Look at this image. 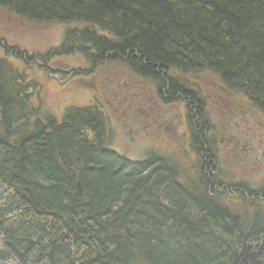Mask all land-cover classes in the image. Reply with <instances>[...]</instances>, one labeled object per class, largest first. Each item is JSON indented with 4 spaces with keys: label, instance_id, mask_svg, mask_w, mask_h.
<instances>
[{
    "label": "trees",
    "instance_id": "trees-1",
    "mask_svg": "<svg viewBox=\"0 0 264 264\" xmlns=\"http://www.w3.org/2000/svg\"><path fill=\"white\" fill-rule=\"evenodd\" d=\"M0 9L83 27L65 33V55L92 36L94 60L127 54L126 66L153 81L208 71L264 109V0H0ZM21 96L0 82V264H264L258 220L244 230L162 157L109 151L93 108L15 126Z\"/></svg>",
    "mask_w": 264,
    "mask_h": 264
},
{
    "label": "rangeland",
    "instance_id": "rangeland-1",
    "mask_svg": "<svg viewBox=\"0 0 264 264\" xmlns=\"http://www.w3.org/2000/svg\"><path fill=\"white\" fill-rule=\"evenodd\" d=\"M75 28L81 29L83 27L65 24H29L17 18L9 11L0 9V61L4 62L1 65H5L6 77L8 82L12 83L8 87L10 89L12 88L13 93H20L22 95L17 99V103L20 104V107L24 105L23 112L26 115L15 126L24 129L26 128L24 122H27L26 125L30 126V128L38 127L35 125L36 122H38L39 127L45 126L48 121L57 124L63 120L64 116L72 108L78 111L83 108H93L97 113L102 112L101 118L99 119L104 123V141L109 151L116 152L121 156L136 161L149 158L150 156H154L155 158L162 157L165 159L167 165L177 171L180 181L184 179L187 181L184 184L188 188L198 190L194 189L191 185L197 182L202 176L197 164V162H200V159L194 158V155L191 153V132L187 126L189 120L187 119V114H181L182 112H187V110L179 102L173 106L175 108L174 112L177 115L169 114L168 119L165 121V124L167 126L169 125V127L163 133L161 131L159 132V130L153 131L148 127L136 129L122 128L121 122L112 117L111 111L108 108L112 101L111 92L114 90V87L120 86L124 79L127 80V75L123 74L121 77L124 78L117 79L113 77V74L108 75L105 71L112 65L119 67L121 73L130 72L126 66L128 62L127 58L120 63L119 60L115 59L116 57L114 56L117 55L114 52H108L104 54V58L94 60V56H92L94 48L90 45L92 36H87L88 43L90 44H83L86 53L66 54L58 59L52 57L50 63H44V56L52 50L60 49L61 43L64 41L65 33L73 29L75 30ZM89 28L92 29L91 32L93 31L92 33L95 35L99 34L107 37V41L112 39L99 28ZM77 42L74 46L79 43L81 44L78 40ZM92 61L98 67L95 71L96 75L93 85L87 88L81 86L80 83H74V80H77L78 77H81L86 82L89 81L90 72L92 71L89 68V63H92ZM59 63L70 66L72 69H63ZM159 75L163 77L164 81H167L164 73L161 72ZM168 76L175 83L181 81L192 84L195 80L199 85L198 91L204 95L210 93L212 96L211 89L214 86L217 89L219 87L217 82L219 78L213 73L190 72V75L168 73ZM66 77L67 79H64ZM14 78H18L22 83L13 82L12 80ZM159 79L161 80L162 78ZM104 84L107 86L103 88L102 86ZM233 98L237 101L231 100V103L225 102L223 109L234 110L229 117H233L236 120L239 107L241 106L243 109H248L249 107L245 101L241 102L239 96L233 95ZM206 99L210 105L207 108V112L205 111V118H212V120L207 119L209 128L213 129L214 132H211L209 129H206L207 131L204 132L202 131V139L209 137L213 144L214 135L220 137L221 134L214 114V111H216L214 107H217L218 104L216 101L212 104L209 97H206ZM211 106L213 108H210ZM26 112L30 113V116ZM257 116L264 117V114L259 113ZM186 120L188 121L186 122ZM162 128L165 127H161L160 129ZM238 171L244 176L249 174L247 172L248 168L244 167L242 163H239ZM250 175L251 177L247 179L252 181L256 185V188H259L260 184H262L263 174L258 175L250 172ZM213 196L217 199L215 195ZM236 202H233L229 207V209H233V212H236ZM229 215L234 217L232 213ZM250 223H252V220H250ZM259 227L264 228V226Z\"/></svg>",
    "mask_w": 264,
    "mask_h": 264
},
{
    "label": "flooded vegetation",
    "instance_id": "flooded-vegetation-1",
    "mask_svg": "<svg viewBox=\"0 0 264 264\" xmlns=\"http://www.w3.org/2000/svg\"><path fill=\"white\" fill-rule=\"evenodd\" d=\"M59 65L63 69H72L69 66ZM129 70L128 73H121L118 72V69H114L113 77L121 79L124 78L121 76L126 74L127 80L124 79L121 85L114 87L111 92L112 101L108 108L112 117L121 122L122 128L148 127L153 131L159 130L163 133L169 127L165 124L169 114L177 115L173 106L179 102L187 110L181 114H187L189 120L186 122L188 121L187 126L191 132V153L194 158L200 159V162H197L202 175L199 178V185L202 188H207L209 194L215 195L224 210L228 214H234L244 230H252L257 220L264 226V117L257 116L259 113L264 114V109L254 105L242 92L232 90L218 76L219 87L217 89L214 86L211 89L212 97L210 93L201 94L195 80L192 84L181 81L175 83L173 79L164 81L160 76L162 78L160 81H153L148 77L138 76L130 68ZM95 71L90 72L89 81L86 82L78 77L74 83H80L81 86L89 88L94 83ZM201 72L209 74L208 71ZM105 86L107 85L104 84L102 87ZM233 95L239 96L241 102L245 101L249 107L243 109L238 104L240 107L239 110L237 109L236 120L229 117L234 110L223 109L225 102L237 101L234 100ZM206 97L210 98L212 104L214 101L218 104L217 107H214L216 110L214 114L221 134L220 137L214 135L213 144L209 137H207L209 140L202 139V131L209 129L214 132L209 128L207 119L212 120V118H205V113L210 105ZM100 114L102 115V112ZM161 127L165 128L160 129ZM239 163L248 168V175L244 176L238 171ZM250 172L258 175L263 174L262 184L259 188H256V185L247 179L251 177ZM233 202H236V212L229 209Z\"/></svg>",
    "mask_w": 264,
    "mask_h": 264
},
{
    "label": "bare ground",
    "instance_id": "bare-ground-1",
    "mask_svg": "<svg viewBox=\"0 0 264 264\" xmlns=\"http://www.w3.org/2000/svg\"><path fill=\"white\" fill-rule=\"evenodd\" d=\"M25 22V21H24ZM26 23H28V22H26ZM30 24V23H29ZM34 24V23H33ZM36 25H38V24H36ZM64 41H65V37H64ZM64 41L61 43V47H62V45H63V43H64ZM67 46H69V45H67ZM70 47V49H71V51H72V54H77L78 52H84V53H86V51L83 49L82 51L80 50H78L77 49V47H78V45H76V46H69ZM62 48H60V49H56V50H52V51H50L49 53H47L45 56H44V58H45V60H44V63L45 64H48V63H50L51 61H52V57H56L57 59L58 58H62L63 56H65V54H64V52H62ZM67 54V53H66ZM68 55H70V54H68ZM118 57L116 58V60H119V62L121 63V62H123L127 57H128V55L126 54H122V55H117ZM56 63H58V62H56ZM125 63H126V61H125ZM60 64V63H59ZM94 64H96V63H94V61H92V63H89V68L93 71V70H96L98 67L97 66H95ZM2 66V67H1ZM5 66H3V65H1V63H0V82L1 83H3V85H5L6 87H7V89H8V86H11V82H8V79H7V77H6V71H5V68H4ZM70 67V66H69ZM115 66H112L111 65V67L110 68H108V69H106V71L105 72H107V74L108 75H111V74H113L114 73V69L115 70H117L118 69V72H121V70H120V68L119 67H115ZM71 68V67H70ZM110 73V74H109ZM13 82H15V83H22V81H20L18 78H14L13 80H12ZM3 242H5V241H3L2 240V238L0 239V245H2V243ZM0 250H1V248H0Z\"/></svg>",
    "mask_w": 264,
    "mask_h": 264
}]
</instances>
